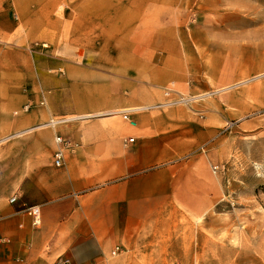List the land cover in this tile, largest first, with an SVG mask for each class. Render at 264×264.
I'll list each match as a JSON object with an SVG mask.
<instances>
[{
  "label": "rangeland",
  "instance_id": "rangeland-1",
  "mask_svg": "<svg viewBox=\"0 0 264 264\" xmlns=\"http://www.w3.org/2000/svg\"><path fill=\"white\" fill-rule=\"evenodd\" d=\"M137 1L0 0V14L17 25L19 36L30 29L43 33L30 47L36 68L29 75L36 87L29 81L21 91L36 88L59 107L78 77L73 64L94 71L124 66L129 72L137 55L141 65H157L166 51L156 49L161 38L156 28H207L209 33L198 37L219 38L220 48L185 47L186 58L172 61L178 63L176 77L152 83L141 104L128 109L155 117L162 124L157 137L165 135L172 144L169 157L148 167L165 179L161 201L181 205L173 219L184 250L172 264H264V0H139L150 17L134 28L138 22L131 10ZM91 12L100 18L91 19ZM100 21H106V35ZM2 59L0 50V92L10 89L12 77L11 63ZM120 75L130 82V73ZM121 92L126 96L130 89L125 85ZM4 101L10 99L0 98ZM69 116H51L38 127ZM19 133L10 131L0 140V153ZM62 135L69 138L67 132ZM7 165L0 163V171Z\"/></svg>",
  "mask_w": 264,
  "mask_h": 264
},
{
  "label": "crops",
  "instance_id": "crops-1",
  "mask_svg": "<svg viewBox=\"0 0 264 264\" xmlns=\"http://www.w3.org/2000/svg\"><path fill=\"white\" fill-rule=\"evenodd\" d=\"M148 10L139 0L132 5L131 17L138 22L134 28H139L140 19L150 17ZM91 14V19L100 18ZM99 24L106 35V21ZM18 31L8 15L1 13L0 50L3 59V51L8 54L12 77L10 89L0 92V98L10 99L0 102V140L10 131L20 133L0 153V163L9 164L0 171V264H55L57 260L68 264H172V259H180L184 244L173 217L181 205L161 201L165 179L161 171L148 169L170 156L172 144L165 135L157 137L162 124L155 117L133 112L132 125L113 112L141 104L142 93L152 83L174 79L178 63L172 61L186 58L185 47L219 49V38L198 37L209 33L205 27L156 28L154 33L161 36L156 49L166 51L157 65L151 66L150 61L141 65L137 55L129 72L124 66L94 71L73 64L78 77L71 80L67 99L55 108L53 97L38 94L36 88L21 91L36 68L30 47L43 33L30 29L19 36ZM15 37L18 40L6 43ZM121 73H130V82H123ZM77 82L83 87H77ZM125 85L130 89L126 96L121 92ZM60 113L72 116L51 118L38 127ZM104 114L49 128L52 120ZM57 134L69 147L55 142ZM131 137L134 140L126 142ZM58 149L63 153L60 167L53 162ZM13 195L16 198L10 202ZM32 205L40 207L39 225L26 212ZM116 246L119 250L113 253Z\"/></svg>",
  "mask_w": 264,
  "mask_h": 264
},
{
  "label": "built area",
  "instance_id": "built-area-1",
  "mask_svg": "<svg viewBox=\"0 0 264 264\" xmlns=\"http://www.w3.org/2000/svg\"><path fill=\"white\" fill-rule=\"evenodd\" d=\"M133 113V109L130 108V109H125L123 110L122 112V116L125 120L129 121L132 125L135 124V121L130 117L131 114ZM66 120H64L63 122H65ZM57 123H61V122H55L53 123V125L51 126H55V124ZM134 140V138H128L126 139V142H132ZM55 142L58 143V144H62L63 146L65 147H69V142L67 140H63V138L59 135H56L55 136ZM53 162L55 164V166H60L62 165L63 163V153H62V150L61 149H58L54 152L53 154ZM15 195L11 196L9 198V201L10 202H13L15 200ZM26 212L31 216V219H32V223L34 225H39L40 222H41V211H40V207L38 205H32V206H29L27 209H26ZM119 250V247H115L114 250H113V253L117 252ZM65 264H68L67 262H64Z\"/></svg>",
  "mask_w": 264,
  "mask_h": 264
},
{
  "label": "bare ground",
  "instance_id": "bare-ground-1",
  "mask_svg": "<svg viewBox=\"0 0 264 264\" xmlns=\"http://www.w3.org/2000/svg\"><path fill=\"white\" fill-rule=\"evenodd\" d=\"M61 121H63V120H52V121H50V123L53 124L55 122H61Z\"/></svg>",
  "mask_w": 264,
  "mask_h": 264
}]
</instances>
